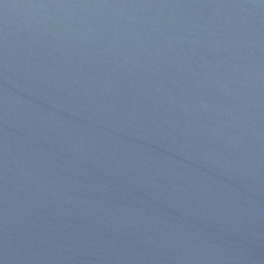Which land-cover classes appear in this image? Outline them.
<instances>
[{
  "label": "water",
  "instance_id": "obj_1",
  "mask_svg": "<svg viewBox=\"0 0 264 264\" xmlns=\"http://www.w3.org/2000/svg\"><path fill=\"white\" fill-rule=\"evenodd\" d=\"M0 264H264V0H0Z\"/></svg>",
  "mask_w": 264,
  "mask_h": 264
}]
</instances>
